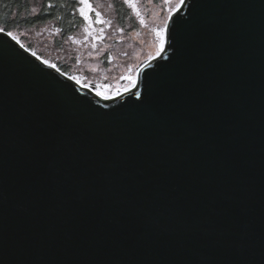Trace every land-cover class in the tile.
Instances as JSON below:
<instances>
[{"label": "water", "instance_id": "95a60500", "mask_svg": "<svg viewBox=\"0 0 264 264\" xmlns=\"http://www.w3.org/2000/svg\"><path fill=\"white\" fill-rule=\"evenodd\" d=\"M178 21L109 98L0 33V264H264V0Z\"/></svg>", "mask_w": 264, "mask_h": 264}, {"label": "rangeland", "instance_id": "374dc122", "mask_svg": "<svg viewBox=\"0 0 264 264\" xmlns=\"http://www.w3.org/2000/svg\"><path fill=\"white\" fill-rule=\"evenodd\" d=\"M118 1L124 2L89 0L90 7H85L89 20L66 41L60 39L52 24L22 28L13 34L18 40L22 37L20 42L24 46L30 43L40 51L44 61L66 65L80 83L94 86L109 98L135 86L139 66L158 55L156 34L167 26L178 3V0H132L135 7L125 3L130 12L122 25L116 9ZM96 12L101 14L99 20Z\"/></svg>", "mask_w": 264, "mask_h": 264}, {"label": "trees", "instance_id": "16d2710c", "mask_svg": "<svg viewBox=\"0 0 264 264\" xmlns=\"http://www.w3.org/2000/svg\"><path fill=\"white\" fill-rule=\"evenodd\" d=\"M79 6L77 0H0V27L16 33L22 28H37L52 24L58 29L60 39L66 41L86 24L84 17L80 15ZM116 9L119 22L125 25L130 12L129 8L123 1H118ZM19 39L22 42V37ZM26 45L38 56L44 58L43 54L30 43ZM53 64L76 79L66 65L60 62Z\"/></svg>", "mask_w": 264, "mask_h": 264}, {"label": "snow or ice", "instance_id": "6c2138e0", "mask_svg": "<svg viewBox=\"0 0 264 264\" xmlns=\"http://www.w3.org/2000/svg\"><path fill=\"white\" fill-rule=\"evenodd\" d=\"M77 2L81 5V7L79 8L80 15L84 17L85 21L89 20L90 17L85 12V7H90L89 0H77ZM124 3L128 4L130 7H135V5L132 3V0H124ZM183 4H184V0H178L177 8H179ZM33 12H35V9H33ZM100 15L101 14L99 12L95 13L97 20L100 19ZM183 22L184 21L175 22V27H176L175 33L170 32L166 26L157 32L156 34L157 39H158L157 54L162 53L165 50V45L167 41L173 40V39H175L176 41V32H177L178 26ZM140 23L143 24L144 21L141 20ZM0 33L5 34L6 36L11 37L12 39H16V36L13 34V32L6 31L5 27H0ZM33 55H35V53H33ZM45 63H47V61H45ZM51 66L56 67L55 65H51ZM132 95H136V94L133 92Z\"/></svg>", "mask_w": 264, "mask_h": 264}, {"label": "bare ground", "instance_id": "6f19581e", "mask_svg": "<svg viewBox=\"0 0 264 264\" xmlns=\"http://www.w3.org/2000/svg\"><path fill=\"white\" fill-rule=\"evenodd\" d=\"M115 96V95H114Z\"/></svg>", "mask_w": 264, "mask_h": 264}]
</instances>
